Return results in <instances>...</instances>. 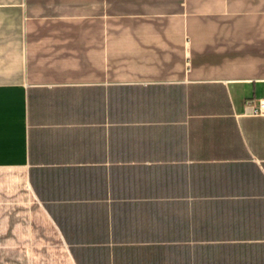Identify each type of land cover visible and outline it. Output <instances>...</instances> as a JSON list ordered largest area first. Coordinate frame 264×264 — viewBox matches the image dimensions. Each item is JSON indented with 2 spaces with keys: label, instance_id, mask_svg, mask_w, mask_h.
I'll return each mask as SVG.
<instances>
[{
  "label": "crops",
  "instance_id": "0c3cea01",
  "mask_svg": "<svg viewBox=\"0 0 264 264\" xmlns=\"http://www.w3.org/2000/svg\"><path fill=\"white\" fill-rule=\"evenodd\" d=\"M19 6L0 173L71 263L264 264V0Z\"/></svg>",
  "mask_w": 264,
  "mask_h": 264
},
{
  "label": "rangeland",
  "instance_id": "374dc122",
  "mask_svg": "<svg viewBox=\"0 0 264 264\" xmlns=\"http://www.w3.org/2000/svg\"><path fill=\"white\" fill-rule=\"evenodd\" d=\"M0 7V61L17 57L19 0ZM0 264H72L65 247L29 190L0 173Z\"/></svg>",
  "mask_w": 264,
  "mask_h": 264
},
{
  "label": "built area",
  "instance_id": "2783aa9c",
  "mask_svg": "<svg viewBox=\"0 0 264 264\" xmlns=\"http://www.w3.org/2000/svg\"><path fill=\"white\" fill-rule=\"evenodd\" d=\"M246 111L254 116H264V100L250 99L245 103Z\"/></svg>",
  "mask_w": 264,
  "mask_h": 264
}]
</instances>
